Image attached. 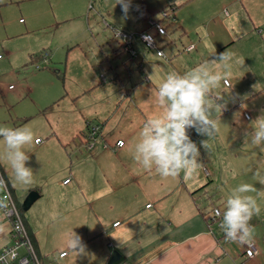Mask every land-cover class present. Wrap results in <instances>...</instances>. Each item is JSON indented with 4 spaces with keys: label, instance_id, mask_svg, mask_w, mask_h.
I'll return each instance as SVG.
<instances>
[{
    "label": "rangeland",
    "instance_id": "374dc122",
    "mask_svg": "<svg viewBox=\"0 0 264 264\" xmlns=\"http://www.w3.org/2000/svg\"><path fill=\"white\" fill-rule=\"evenodd\" d=\"M87 1L0 0V53L3 56L0 59V126L29 127L34 132V138L37 137V143L33 140L31 144L24 146L30 157L28 166L33 170L32 183L23 185L17 183L14 178L13 180L19 187L18 195L25 192L20 189L21 187L26 190L32 184L41 186L43 190V194L22 212L36 228L42 227L41 223L45 224L41 242L48 253L42 256L44 264H65L67 258L58 259L57 255L62 240L69 231L66 227L69 214L64 213L66 201L74 197L79 200L82 193L80 189L76 191V195L68 193L67 186L60 184L64 176L63 170L68 174L72 169L67 155L58 159L55 164H49L47 161L49 155L58 154L62 148L71 151L73 147L80 146L77 143V136L74 138L75 143L70 141L65 146L56 138L48 142L47 146L43 141L51 131L66 130L67 120L72 115L71 111H76L73 103L84 115L94 111L100 116L102 114L100 111L108 110L115 115L118 113L116 106H113V103L114 105L117 103L114 94L103 97L104 91L101 93L97 90L98 94L95 95L101 101L98 109V104L87 108L79 106L90 101L94 103L92 91H83L72 97L67 95L74 89L79 91L81 87L87 86L93 75L92 67H96L98 71L101 68L90 50L74 48L85 37L99 35L110 43L118 45L122 40L114 33L116 28L135 32L132 30L133 27L132 31L126 27V21L136 23L148 17L160 20V24H166V34L159 40H157L159 37H156V40L161 42L160 44L167 42L162 49L171 57L170 62L176 66H184L186 72L198 68L189 67L194 61L195 65H199L198 60L203 68L214 69L210 72H221L224 70L221 63L215 61L207 63L205 59L211 60L212 52L225 51L231 54L230 74L211 93L213 97H222L218 102L224 104L226 108L220 124H217L216 133L219 138L225 141L233 137L251 138V135L247 134L258 127L256 119L260 116L264 117V0H131V8L127 15L122 12L120 5H116V0H89L88 3L92 6L88 5ZM40 8L44 12H48L50 8L51 18L56 17L57 20L56 27L41 25L38 22L32 24L34 16L43 13ZM164 10L170 14L163 16ZM178 23L184 24V33ZM186 31L191 32L190 35L186 36ZM184 37L186 40L188 38L197 41L201 54L185 52ZM182 39L183 43H181ZM232 40L234 42H230ZM138 47L136 46L138 52L143 51L147 57L150 56L147 60H153L151 67L154 68L155 73L162 75L166 67L163 60L155 58L154 50L146 51L143 48L139 50ZM174 47L181 50L177 52L178 54L172 55ZM124 53L122 51V54ZM109 54L111 55L112 52ZM44 55H46L45 61H43ZM110 58L116 59L115 55ZM148 76L150 78L149 73ZM78 110L76 112L83 130L88 132L94 126L93 131H97V127V129L101 128L100 123L97 127L95 125V120L100 119L94 117L92 122L86 118L81 119V112ZM76 112H73V116H76ZM81 138L84 140V136ZM203 138L207 139L204 136ZM93 141L94 153L100 144L106 143L99 135H96ZM82 149L86 151L84 145ZM71 158L74 161L76 159L74 154ZM0 161L14 177L6 158V148L2 138H0ZM46 168L54 169L51 189L44 180L43 172ZM83 169L84 164L77 169L80 177ZM83 189L90 188L83 187ZM202 194L204 200L198 196L196 201L205 212H208L212 204L218 200V194L214 188ZM70 195L71 197L67 198ZM84 205L73 215L81 211L86 219H91V222L92 215L88 218L90 213L87 204ZM44 216H47L49 221H42ZM251 224L254 233L250 242L257 249L256 256L244 259V256L240 255L244 250L243 244L226 241L225 255L230 254L236 264H264V216L260 219L254 216Z\"/></svg>",
    "mask_w": 264,
    "mask_h": 264
},
{
    "label": "crops",
    "instance_id": "0c3cea01",
    "mask_svg": "<svg viewBox=\"0 0 264 264\" xmlns=\"http://www.w3.org/2000/svg\"><path fill=\"white\" fill-rule=\"evenodd\" d=\"M48 4L51 6L50 2ZM41 11L42 14L38 13L34 16L32 24L38 22L41 25L56 27L57 20L56 17L51 18L50 8L48 12ZM148 19L149 17L143 18L136 23L126 21L129 25H125L129 30L133 27L132 30L135 31L149 29L154 32V29L149 27ZM81 23L84 22L81 21ZM177 25L181 26V31L184 33V24ZM190 33L187 32L186 36ZM156 35L159 37L157 40L163 37V35ZM184 39L185 42L182 39L181 43L184 42L185 52L201 54L197 41L188 38L186 40V37ZM121 43L122 41L114 45L103 36L91 35L85 37L78 45H74V48L90 50L101 68L98 71L96 67H92L93 75L87 86L81 87L79 91L74 89L67 95L72 97L83 91H92L94 103L90 101L79 106L87 108L98 104L97 109L101 106L99 104L101 101L95 95V93L98 94L97 90L101 93L104 91L103 97L107 94L116 96L117 103L116 105L113 103V106L117 108V116L110 113V110L100 111L102 113L100 116L94 111H92L93 114L88 112L84 115L73 103L76 111L81 112V119L86 118L90 122L94 117L100 119L95 120V125L97 127L100 123L101 128L97 129V127L94 133L106 143L100 144L95 153L93 152L95 145L93 148H88L87 140L95 126L88 132L83 130L80 127L78 113L73 110L71 118L67 120L66 130L51 131L43 141V144L47 146L48 142L56 138L65 146L70 141L75 143L74 138L77 136V143L80 145L73 147L71 151L62 148L58 154L49 155L47 160L49 164H55L58 159L67 155L72 169L68 174L63 170L64 176L60 184L67 186L68 193L76 195L78 189L82 193L79 200L74 197L66 201L64 213L69 214L66 225L69 231L62 240L60 250L58 249V259L67 258L65 264H236L230 254L225 255L226 241L229 240L225 238L220 227L222 217L213 220L211 211L214 206H217L222 214L229 193L240 184L248 183L257 189L256 192L246 193L253 196L260 207V214L256 217L260 219L264 216V147L252 144L251 138L248 137H233L225 141L215 133L214 137L208 140V150L200 148V166L190 178L185 179L183 172L177 177H162L155 167L150 170L145 169L134 159V149L141 138L140 134L145 121L162 117L166 111L156 101V90L164 82L169 71L183 75L187 69L170 62L171 57L162 49L163 45L167 44L166 41L162 44L157 41V46L161 45L159 48L164 51L165 58L155 55L156 59L163 60L166 65L162 75L155 73L154 68L151 67L153 60H147L150 56L147 57L143 51L138 52L136 46H139V50L143 48L147 51L146 48L136 45V53L130 55L128 51L122 49ZM190 44L193 45L192 48H188ZM180 50L174 47L172 55L178 54ZM122 51L125 53L122 54ZM110 52H112L111 55ZM114 55L115 60L110 58ZM2 57L0 53V59ZM198 62L199 65H195V61L191 62L189 67L193 69L199 66L204 67L200 65V60ZM205 62L213 61L206 58ZM205 70L213 71L214 69L205 67ZM146 73L150 74V78ZM73 112H76V116H73ZM225 113V107L222 110L220 108L214 110L211 118L215 120L216 125L220 124L221 116ZM190 133L195 135L198 145L201 140H204L203 136L198 135L194 129L190 130ZM81 136H84V140ZM36 138H34L35 143L38 142ZM119 139H122L123 143L117 145L116 142ZM83 145L86 151L82 149ZM72 154L76 158L75 161L71 158ZM82 164L84 169L80 177L77 169H80ZM0 166L21 212L24 210L22 203L29 191H36L37 197L43 194L41 186L32 184L26 190L21 187L20 189L25 192L18 195L19 187L15 184L13 175H10L1 161ZM53 170L46 168L43 172L49 189L53 185ZM66 178L69 180L64 182ZM83 187L90 189H83ZM213 188L216 189L218 200L212 204L208 212H205L196 201V197L199 196L204 200L202 193ZM70 197L71 195L67 196V198ZM84 204H87L86 207L90 213L88 218L92 215L91 222V219H86L81 211L73 215L79 207L83 208ZM22 217L28 234L35 244V251L44 264L42 256L48 253L41 242L45 224L41 223L42 227L36 228L30 219L25 218L23 212ZM42 221H49V219L44 216ZM116 221L119 223L114 225ZM0 226H3V231H0L1 248L10 243L11 237L9 236L10 223L1 216ZM73 231L81 238L84 245V251L80 254L71 251L68 247V240ZM243 246L245 250V244ZM244 250L240 254L244 256V259L256 256V254L251 257L245 256ZM62 251L66 253L60 256ZM113 251H117L119 257L109 263L108 260Z\"/></svg>",
    "mask_w": 264,
    "mask_h": 264
},
{
    "label": "clouds",
    "instance_id": "9594fccd",
    "mask_svg": "<svg viewBox=\"0 0 264 264\" xmlns=\"http://www.w3.org/2000/svg\"><path fill=\"white\" fill-rule=\"evenodd\" d=\"M122 12L127 15L131 0H116ZM210 59L221 63V72H210L203 67L195 68L181 75L169 71L164 82L156 90V101L166 111L162 117L145 121L140 140L135 145L134 159L145 169L155 167L162 177H177L181 172L185 179L190 178L200 166V148H209L208 140L213 138L217 125L212 114L215 109L225 106L218 101L222 97L211 95L222 80L230 74L231 54L223 51L212 52ZM258 127L251 135V143L264 147V117L256 119ZM207 137L198 145L191 138L190 130ZM0 138L6 148V158L11 165L17 183H32L33 170L28 166L30 160L24 146L34 140V132L29 127L10 128L0 126ZM5 187L0 179V189ZM252 184L242 183L229 193L225 210L222 212L221 229L225 238L240 244L249 243L254 228L251 220L260 214L257 200L246 193L256 192ZM3 231V226H0ZM71 251L80 254L84 251L81 238L73 231L68 240Z\"/></svg>",
    "mask_w": 264,
    "mask_h": 264
},
{
    "label": "built area",
    "instance_id": "2783aa9c",
    "mask_svg": "<svg viewBox=\"0 0 264 264\" xmlns=\"http://www.w3.org/2000/svg\"><path fill=\"white\" fill-rule=\"evenodd\" d=\"M169 12L163 11V16H167ZM149 27L154 29V32L158 35L165 34V27L163 24L158 23L156 20L148 19ZM151 30L142 31H125L122 29H117L114 33L121 37L122 49L128 51L130 55L136 53L135 45H141L142 47L154 50L156 55L160 58H165L164 51L157 46V35ZM193 45H189L188 48H192ZM46 60V55H44L43 61ZM227 83V81H225ZM191 138L195 141V135L190 133ZM95 133L92 131L87 140V147L93 148L95 145ZM123 143L122 139L117 140L116 144L119 145ZM0 179H2L5 187L0 189V216L10 223L9 236L11 241L9 244L4 245L0 248V264H42V261L35 251L33 241L28 234L25 221H23L22 212L20 207L17 206L16 200L10 191L8 181L6 176H4L3 170L0 166ZM69 178L64 179L67 182ZM150 204H148L149 206ZM212 217L221 218L222 214L219 207L214 206L212 208ZM119 221L114 222V225L118 224ZM246 248L244 250L245 256H254L257 254V249L251 244V242L246 243ZM66 251H62L61 255H64Z\"/></svg>",
    "mask_w": 264,
    "mask_h": 264
},
{
    "label": "water",
    "instance_id": "95a60500",
    "mask_svg": "<svg viewBox=\"0 0 264 264\" xmlns=\"http://www.w3.org/2000/svg\"><path fill=\"white\" fill-rule=\"evenodd\" d=\"M37 196H38V194L36 191H34V190L29 191L28 194L26 195L23 203H22L23 208L28 209L29 205L32 203L33 200L36 199ZM118 257H119V254L117 253V251H113L108 262L110 263V262L116 260Z\"/></svg>",
    "mask_w": 264,
    "mask_h": 264
},
{
    "label": "trees",
    "instance_id": "16d2710c",
    "mask_svg": "<svg viewBox=\"0 0 264 264\" xmlns=\"http://www.w3.org/2000/svg\"><path fill=\"white\" fill-rule=\"evenodd\" d=\"M158 23H160V20H156ZM164 25V24H163ZM34 246H35V244H34Z\"/></svg>",
    "mask_w": 264,
    "mask_h": 264
}]
</instances>
